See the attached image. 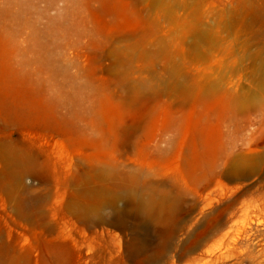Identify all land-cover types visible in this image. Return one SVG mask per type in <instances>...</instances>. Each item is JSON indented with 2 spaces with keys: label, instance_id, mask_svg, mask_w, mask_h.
I'll return each instance as SVG.
<instances>
[{
  "label": "rangeland",
  "instance_id": "rangeland-1",
  "mask_svg": "<svg viewBox=\"0 0 264 264\" xmlns=\"http://www.w3.org/2000/svg\"><path fill=\"white\" fill-rule=\"evenodd\" d=\"M165 185L264 264V0H0V264L119 256L115 209Z\"/></svg>",
  "mask_w": 264,
  "mask_h": 264
},
{
  "label": "bare ground",
  "instance_id": "bare-ground-1",
  "mask_svg": "<svg viewBox=\"0 0 264 264\" xmlns=\"http://www.w3.org/2000/svg\"><path fill=\"white\" fill-rule=\"evenodd\" d=\"M233 169L231 178L238 180L242 167ZM219 203V199L211 197L190 199L175 185L135 197L120 210L111 203L121 219L115 222L123 232L118 243L120 254L115 255L117 248L111 240L113 246L107 257L96 259L92 254L86 258H92L91 264H112L117 259L123 264H238L233 259L243 257L244 261L251 259L250 264H261V251L257 250L259 231L254 221H245L234 233H226L225 250L216 252L208 247L210 239L235 215L233 207L227 205L221 218L204 228V220Z\"/></svg>",
  "mask_w": 264,
  "mask_h": 264
}]
</instances>
